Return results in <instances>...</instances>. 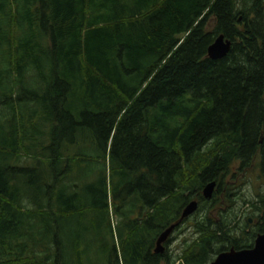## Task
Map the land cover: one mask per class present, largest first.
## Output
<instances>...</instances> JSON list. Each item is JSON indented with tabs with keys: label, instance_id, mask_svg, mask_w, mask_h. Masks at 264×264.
I'll return each mask as SVG.
<instances>
[{
	"label": "trees",
	"instance_id": "trees-1",
	"mask_svg": "<svg viewBox=\"0 0 264 264\" xmlns=\"http://www.w3.org/2000/svg\"><path fill=\"white\" fill-rule=\"evenodd\" d=\"M218 34L230 48L210 59ZM111 134L109 197L88 146ZM233 172L264 186V0H0V264H205L250 247L264 190L235 197ZM192 199L172 230L189 236L153 252Z\"/></svg>",
	"mask_w": 264,
	"mask_h": 264
},
{
	"label": "rangeland",
	"instance_id": "rangeland-1",
	"mask_svg": "<svg viewBox=\"0 0 264 264\" xmlns=\"http://www.w3.org/2000/svg\"><path fill=\"white\" fill-rule=\"evenodd\" d=\"M210 26V24H209ZM100 128H97V136H101V133L99 132ZM99 133V134H98ZM111 136L106 142L105 148L103 147L102 140L95 139L93 147L90 145L88 146V152L91 153L92 151L95 152L97 159L94 160L93 163H97L95 168H98L96 171L97 174H100L101 172L104 174V188L106 190V193L109 197H111V194L113 195L114 190L117 189V180L118 175L116 173V170L114 168V163H118L117 161V153L119 149V140L121 137H116L111 141ZM118 142H117V141ZM117 142V143H116ZM84 143V142H83ZM88 145V144H87ZM84 146V145H83ZM81 151H84V148L81 146ZM92 154V153H91ZM90 168L92 167V163L88 165ZM81 168H83V165H81ZM234 178L228 179V183H233L235 180L234 186L236 187V193L235 197H239V195L244 197L245 199L252 198L257 191L260 189L263 191L264 186L263 183L255 176L254 173H251L249 175H246L245 178L242 177V175H239L235 172H233ZM238 195V196H236ZM112 203L110 202V205L108 207V218L111 222V226L115 225L117 222V217L113 213ZM248 207L246 203H242L238 198H235L232 210L235 211V222L238 223V228L236 230V233H239V229H249L250 227L243 224V220L246 217H249V215L246 213L248 211ZM191 215V214H190ZM189 215V216H190ZM188 217V216H187ZM191 217V216H190ZM189 219L191 220V218ZM250 218V217H249ZM241 219V220H240ZM252 221V220H251ZM187 221L180 224V228L174 230L170 233L171 240L168 242V249H178L181 246V241L183 238H187L189 236L190 229L187 226ZM61 234V231L60 233ZM114 240V238H113ZM111 240H108L107 244H110ZM91 255L93 256V250H91ZM103 257V255L101 254Z\"/></svg>",
	"mask_w": 264,
	"mask_h": 264
},
{
	"label": "water",
	"instance_id": "water-1",
	"mask_svg": "<svg viewBox=\"0 0 264 264\" xmlns=\"http://www.w3.org/2000/svg\"><path fill=\"white\" fill-rule=\"evenodd\" d=\"M230 48V40L222 34H218L206 48V56L210 59L223 57ZM215 182L206 183L201 189V196L209 198L214 188ZM197 202L192 199L188 201L181 209L177 221L165 227L156 237L153 252L161 253L163 251L162 243L170 235L173 228L187 218L196 209ZM205 264H264V232L257 233L252 241V245L247 248L233 249L218 252L214 258Z\"/></svg>",
	"mask_w": 264,
	"mask_h": 264
},
{
	"label": "flooded vegetation",
	"instance_id": "flooded-vegetation-1",
	"mask_svg": "<svg viewBox=\"0 0 264 264\" xmlns=\"http://www.w3.org/2000/svg\"><path fill=\"white\" fill-rule=\"evenodd\" d=\"M128 158H129L128 156L127 157L125 156V158L122 159V163H130V161L128 160Z\"/></svg>",
	"mask_w": 264,
	"mask_h": 264
}]
</instances>
